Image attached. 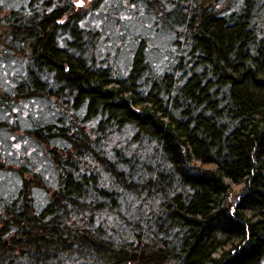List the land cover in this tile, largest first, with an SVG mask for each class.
<instances>
[{"label":"trees","instance_id":"16d2710c","mask_svg":"<svg viewBox=\"0 0 264 264\" xmlns=\"http://www.w3.org/2000/svg\"><path fill=\"white\" fill-rule=\"evenodd\" d=\"M16 1L0 264H264V0H127L172 41L126 70L73 0Z\"/></svg>","mask_w":264,"mask_h":264},{"label":"rangeland","instance_id":"374dc122","mask_svg":"<svg viewBox=\"0 0 264 264\" xmlns=\"http://www.w3.org/2000/svg\"><path fill=\"white\" fill-rule=\"evenodd\" d=\"M13 4H16V0ZM74 15H81L84 25L103 32L101 49L111 52L112 62L120 70H126L131 64L134 51L142 39H145L147 55L154 64L164 62L163 51L172 37L155 28V15L143 5H131L127 0H73ZM101 23L102 25H99ZM20 64L8 60L4 72L18 70ZM1 69V67H0ZM3 76V75H1Z\"/></svg>","mask_w":264,"mask_h":264},{"label":"snow or ice","instance_id":"6c2138e0","mask_svg":"<svg viewBox=\"0 0 264 264\" xmlns=\"http://www.w3.org/2000/svg\"><path fill=\"white\" fill-rule=\"evenodd\" d=\"M81 2H82V0H81Z\"/></svg>","mask_w":264,"mask_h":264}]
</instances>
